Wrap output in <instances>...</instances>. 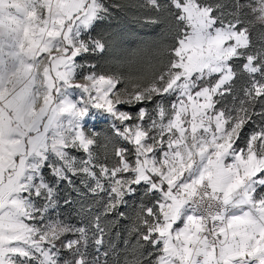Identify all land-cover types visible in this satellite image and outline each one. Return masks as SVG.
<instances>
[{
  "label": "snow or ice",
  "instance_id": "obj_1",
  "mask_svg": "<svg viewBox=\"0 0 264 264\" xmlns=\"http://www.w3.org/2000/svg\"><path fill=\"white\" fill-rule=\"evenodd\" d=\"M0 264H264V0H0Z\"/></svg>",
  "mask_w": 264,
  "mask_h": 264
},
{
  "label": "trees",
  "instance_id": "obj_2",
  "mask_svg": "<svg viewBox=\"0 0 264 264\" xmlns=\"http://www.w3.org/2000/svg\"><path fill=\"white\" fill-rule=\"evenodd\" d=\"M135 28V26H134ZM147 38H151V33L148 32L147 30H143V29H139V28H135V30L130 33L127 34L125 36V47L129 48V49H134L137 46V43L139 42V40L141 39H147Z\"/></svg>",
  "mask_w": 264,
  "mask_h": 264
}]
</instances>
